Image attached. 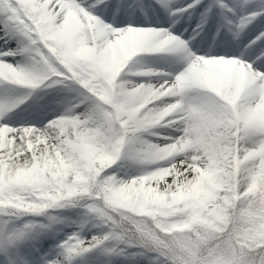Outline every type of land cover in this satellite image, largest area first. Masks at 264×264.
<instances>
[{
    "label": "snow or ice",
    "instance_id": "6c2138e0",
    "mask_svg": "<svg viewBox=\"0 0 264 264\" xmlns=\"http://www.w3.org/2000/svg\"><path fill=\"white\" fill-rule=\"evenodd\" d=\"M0 264H264V0H0Z\"/></svg>",
    "mask_w": 264,
    "mask_h": 264
},
{
    "label": "rangeland",
    "instance_id": "374dc122",
    "mask_svg": "<svg viewBox=\"0 0 264 264\" xmlns=\"http://www.w3.org/2000/svg\"><path fill=\"white\" fill-rule=\"evenodd\" d=\"M132 79H136V77H131ZM49 95H51V93H49ZM47 98V97H46ZM158 131H165L164 129H158ZM128 171L129 172H131L132 171V169L131 168H129L128 169Z\"/></svg>",
    "mask_w": 264,
    "mask_h": 264
},
{
    "label": "bare ground",
    "instance_id": "6f19581e",
    "mask_svg": "<svg viewBox=\"0 0 264 264\" xmlns=\"http://www.w3.org/2000/svg\"><path fill=\"white\" fill-rule=\"evenodd\" d=\"M153 139H155V138H153Z\"/></svg>",
    "mask_w": 264,
    "mask_h": 264
}]
</instances>
